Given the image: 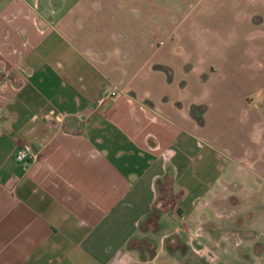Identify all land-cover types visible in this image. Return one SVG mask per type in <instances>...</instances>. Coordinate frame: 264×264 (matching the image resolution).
Wrapping results in <instances>:
<instances>
[{"label":"crops","instance_id":"1","mask_svg":"<svg viewBox=\"0 0 264 264\" xmlns=\"http://www.w3.org/2000/svg\"><path fill=\"white\" fill-rule=\"evenodd\" d=\"M263 90L264 0H0V264H264Z\"/></svg>","mask_w":264,"mask_h":264},{"label":"rangeland","instance_id":"2","mask_svg":"<svg viewBox=\"0 0 264 264\" xmlns=\"http://www.w3.org/2000/svg\"><path fill=\"white\" fill-rule=\"evenodd\" d=\"M260 95L264 124V90ZM255 181V184L252 181L250 190L244 192L240 189L241 192L233 193L229 198V202L232 204L231 209H234L231 213L235 218L243 219L247 217L253 221L255 227L252 230V235L257 236V240L263 241L264 244V178H255ZM255 188H258V191H255Z\"/></svg>","mask_w":264,"mask_h":264},{"label":"built area","instance_id":"3","mask_svg":"<svg viewBox=\"0 0 264 264\" xmlns=\"http://www.w3.org/2000/svg\"><path fill=\"white\" fill-rule=\"evenodd\" d=\"M116 94H118V90L113 89L107 95H101L97 98V104L101 105L108 98V96H115ZM21 152L27 164H31L37 160L38 152L33 149L30 144H24L21 148Z\"/></svg>","mask_w":264,"mask_h":264},{"label":"trees","instance_id":"4","mask_svg":"<svg viewBox=\"0 0 264 264\" xmlns=\"http://www.w3.org/2000/svg\"><path fill=\"white\" fill-rule=\"evenodd\" d=\"M153 212V211H152ZM153 214L155 215V213L153 212ZM151 215H152V213H151Z\"/></svg>","mask_w":264,"mask_h":264}]
</instances>
